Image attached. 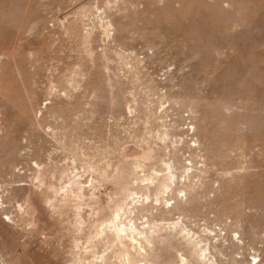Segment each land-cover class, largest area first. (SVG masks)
Instances as JSON below:
<instances>
[{"label":"rangeland","instance_id":"obj_1","mask_svg":"<svg viewBox=\"0 0 264 264\" xmlns=\"http://www.w3.org/2000/svg\"><path fill=\"white\" fill-rule=\"evenodd\" d=\"M129 258L264 264V0H0V264Z\"/></svg>","mask_w":264,"mask_h":264},{"label":"bare ground","instance_id":"obj_2","mask_svg":"<svg viewBox=\"0 0 264 264\" xmlns=\"http://www.w3.org/2000/svg\"><path fill=\"white\" fill-rule=\"evenodd\" d=\"M117 228V227H116ZM124 232V230H120V231H118V234H117V236L118 237H121V233H123ZM127 237V236H126ZM135 237V236H134ZM122 238V237H121ZM127 239V238H126ZM137 240V239H136ZM134 238L133 239H131V242L130 243H133V242H135L136 241ZM139 240V239H138ZM121 242H122V239H121ZM138 243H137V247H135V245L133 246V247H131V248H136L137 249V251L139 252V256L142 258V259H144V254L146 253V249H144L140 244H139V241H137ZM134 248V249H135ZM130 259V258H129ZM128 262V261H127ZM134 262L133 261H131V259L129 260V263L128 264H133ZM135 264H144V260H142V261H138V262H135Z\"/></svg>","mask_w":264,"mask_h":264}]
</instances>
